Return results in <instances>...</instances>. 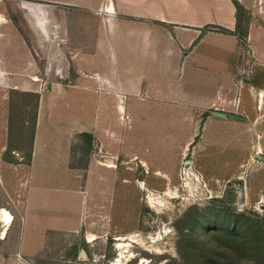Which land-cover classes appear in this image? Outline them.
<instances>
[{"label":"crops","instance_id":"0c3cea01","mask_svg":"<svg viewBox=\"0 0 264 264\" xmlns=\"http://www.w3.org/2000/svg\"><path fill=\"white\" fill-rule=\"evenodd\" d=\"M32 1L53 9L63 33L62 50L74 68V83L39 89L41 82L31 79L33 74L41 77L35 37L14 22L10 9L15 0H0V209L12 219L9 224L2 214L6 219L0 222L5 235L11 226L18 229L4 241L11 249L0 252L1 264L84 261L79 234L85 229L102 237L90 220L98 213L107 231L112 230L117 198L125 203L128 199V191L121 188L120 197L117 192L119 184H130L132 157L150 170L138 174L140 178L157 182L163 172L174 177L178 149L201 131L198 166L207 172V136L227 149L230 144L222 146V133L231 130L237 150L221 167L223 175L215 176L235 173L241 178L245 165L261 162L260 82L256 84L253 75V81L245 83L235 77L231 62L243 55L241 42L246 40L258 67L264 65V0H238L250 14L243 38L233 0ZM203 42L227 52L224 61L230 70L223 79L219 69L201 87L195 76L182 78V68L184 63L198 65L190 58ZM42 58L46 61L45 55ZM175 58L178 74L171 77ZM15 91L39 93L35 124L25 119L18 129L31 132L27 155L20 146H12ZM93 143L96 148L89 152ZM76 147L88 151L86 158H75ZM250 190L257 194L251 186ZM87 234V242L95 240Z\"/></svg>","mask_w":264,"mask_h":264},{"label":"rangeland","instance_id":"374dc122","mask_svg":"<svg viewBox=\"0 0 264 264\" xmlns=\"http://www.w3.org/2000/svg\"><path fill=\"white\" fill-rule=\"evenodd\" d=\"M10 12L20 30L27 32V27L14 5L10 9ZM224 39L228 42L227 38H221L220 40ZM241 45L243 47V55L237 56L234 62H231L233 63L231 70L235 77L242 78L245 83L247 80L249 82L252 80V75L254 77L257 73L264 72V65L261 64V68L258 67L259 64H256L257 59L254 57L255 54L246 40L242 41ZM230 46L231 44L229 48ZM221 49L220 47L203 42L198 47L195 55L190 58V61L194 60L198 65L186 67L184 63L182 78L185 79L188 76H195L196 81L202 82L206 81L207 78L209 80L213 75L217 76L216 72L221 70L223 74L221 78L226 79L225 70H230V67L228 61H224L225 53L227 52H220ZM38 55L40 58L38 72L43 79L41 81V87L39 88L41 91L50 88L55 83L63 85L74 83V68L71 66V62L68 63V60H66L67 57H65V64L55 66L48 73L46 70V61L44 58L41 60L40 52ZM173 61H175L174 65L169 69L171 77L178 74L177 59L175 58ZM258 81L260 82L261 89L258 90L257 104L261 109L264 106V78H256L254 82L258 84ZM199 85L201 84L195 86L196 90L199 89ZM202 86H204L203 82ZM188 87H192V85ZM34 95H27L25 92L19 91L13 93L15 99L13 106L15 133L12 146H20L26 155L29 152L31 144V132L28 130L20 132L18 129L24 123L25 119L29 120L31 124L35 116L37 100ZM233 103L235 109H237L239 97L235 98ZM207 134H212L213 136V133L210 131ZM201 135L202 133L200 131L196 139L187 141L185 145L180 146L178 149L174 177L169 175L170 178L163 172V179L157 182L149 178H140L142 175L138 176V174L144 175L150 170L137 157H132L128 160L133 173L131 179H129L130 181H128L130 184H119L121 187L118 189L117 196L120 197L123 194V190L120 191L121 188L125 192L128 191V195L130 194V196L127 195L125 197H128L126 203L117 198V211L113 217L112 222H114V225L110 232L107 231V226L105 225L106 220L103 218L102 213H98L93 216L94 219H90L95 222L93 226L96 227L95 229L98 231V235H102V237L97 238V236L87 234L85 229L81 231L79 234V237L82 239L81 249L85 251L87 257L84 261L75 260V264H195L196 259L194 256L191 255L189 257L191 261L188 262L183 257L180 247L181 229L185 228V231L188 232V228L194 226L196 223L192 220L193 222L190 221V225L188 226L190 216H199V218L203 219L202 223L205 226L201 231L199 228L193 227V234L195 236L194 243L201 240L205 243H210L213 247L220 244L222 241L220 235L222 234L218 229L223 226L231 229L234 215H243V217L245 216L255 223H259L262 234L264 235V177L261 176L264 174V161H255L252 165H245L247 166L246 169H248L245 173H242V179L239 178V175L236 176L235 173L229 177H221L224 173L221 167L225 166V163L230 158H233L232 154L236 152L238 146L235 141L231 142L233 139H236L235 132L228 130L222 133L224 135L222 146L226 143L230 144V147L227 149H220V141H211L209 136H207L208 140L205 143L208 147L205 148L206 152L204 155L209 168L205 172L198 166L199 150H201ZM95 148L96 145L93 143L90 146L89 152ZM86 153L88 151L85 148H77L75 150V158L76 156L86 158ZM100 154L95 153L98 156ZM187 161H190V163H187ZM186 165H191L207 183L210 189L209 192L203 191L201 188L198 189L203 195L207 193L206 196L199 198L194 196V194H190L188 187L190 184L187 182H190L191 179H184L183 175L184 168L187 169ZM217 174L221 176H215ZM193 179L192 181L196 182L195 178ZM200 186L202 187V185ZM250 186L256 190V195H251ZM246 195L251 205H259L256 203L262 201L258 206L260 207L259 210H252L251 208L240 212L237 209V202L243 200L242 198L246 197ZM158 196H160L162 205L160 206L161 209L156 211L152 204L154 205V198H158ZM124 204L125 206H123ZM3 229V223L0 222V238ZM17 230V226L15 228L11 226L5 235L6 238L0 239V252L11 249V246L6 245L4 241H8L10 236H16ZM156 231L159 232L156 234L154 233ZM204 231L205 234H203ZM164 232L168 235L165 236ZM86 234L89 239L95 240L87 242ZM136 236H141L139 238H143V241L140 242ZM160 236L163 237L160 238L158 243H151L153 238ZM259 240L263 243L261 245L262 249L260 246L256 251H251V249L245 255V259L241 264H264V237H260ZM208 248L210 247L208 246ZM206 251L208 252L207 249ZM208 254H211V252H208Z\"/></svg>","mask_w":264,"mask_h":264},{"label":"trees","instance_id":"16d2710c","mask_svg":"<svg viewBox=\"0 0 264 264\" xmlns=\"http://www.w3.org/2000/svg\"><path fill=\"white\" fill-rule=\"evenodd\" d=\"M237 8V30L239 31V36L241 38L246 36V25L250 20V14L244 8V6L238 1L233 0ZM226 31L224 29H221ZM256 78H264V72H259L254 76ZM38 102L39 94L34 95ZM37 107V104H36ZM36 122V114L33 117L32 124ZM200 215V214H199ZM231 229L229 227H221L218 229L222 235V241L220 244L210 245V243H205L199 240L194 243L193 227L199 228L201 231L205 228L202 223L203 219L195 216H190L188 220V226L190 221H195L194 226H190L189 231H185V228L181 229V239L180 247L182 250L183 257L190 262L189 257L194 256L196 259L195 264H241L245 259V255L251 251H256V249L263 245L260 241V237H264L262 234V229L259 223H255L253 220L243 217V215H234ZM192 221V222H193ZM226 228V229H225ZM205 234V231L203 232ZM208 246L210 248H208ZM257 246L256 248H254ZM211 254H208V252ZM262 249V248H261ZM215 255V256H213Z\"/></svg>","mask_w":264,"mask_h":264},{"label":"water","instance_id":"95a60500","mask_svg":"<svg viewBox=\"0 0 264 264\" xmlns=\"http://www.w3.org/2000/svg\"><path fill=\"white\" fill-rule=\"evenodd\" d=\"M15 7L24 21L27 29L34 35L37 48L41 55L46 57V70L50 73L55 66L65 64V55L62 50L63 33L54 20L53 9L50 6L32 0H15ZM222 117L234 118L235 115L216 112ZM264 161V156H259ZM81 255L87 257L84 250Z\"/></svg>","mask_w":264,"mask_h":264},{"label":"built area","instance_id":"2783aa9c","mask_svg":"<svg viewBox=\"0 0 264 264\" xmlns=\"http://www.w3.org/2000/svg\"><path fill=\"white\" fill-rule=\"evenodd\" d=\"M31 79L33 81H35V82H41L43 80L38 74H33L31 76ZM187 163H190V161H187ZM186 167H187V169L184 168V170H183V175H184V179H189V180L191 179L190 182L189 181L187 182L188 184H190L188 186L189 190H190V194L191 195L194 194V196L199 197V198H202V196H206L207 193H204V195H203V193L199 192L198 189L201 188V190L209 192L210 189L208 188L207 183L203 180V178L200 176L198 171L193 169L191 165H186ZM194 174L197 175V177H194ZM193 178H195L196 182L192 181ZM240 179H242V177ZM200 185H202V187ZM150 193L153 194L152 192H150ZM159 197L160 196H158V198H154V205L152 204V206L155 208L156 211H158L159 207L162 205L161 204V199ZM242 199L243 200H241L240 202H237V204H236L237 209L240 212L246 211L247 209H251V208H252V210L253 209L254 210H259L260 209V207H258V206L261 204L262 201L256 203V204H259V205H251V202L248 200L247 195H246V197H244ZM158 232L159 231H156L154 233L157 234ZM139 237H141V236H139Z\"/></svg>","mask_w":264,"mask_h":264},{"label":"bare ground","instance_id":"6f19581e","mask_svg":"<svg viewBox=\"0 0 264 264\" xmlns=\"http://www.w3.org/2000/svg\"><path fill=\"white\" fill-rule=\"evenodd\" d=\"M194 177H197V175L194 174ZM159 209H161V207H159ZM1 212H3V211H1ZM1 212H0V215L2 216V214H4V215L6 216V218L9 220L8 223L10 224L11 221H12L10 215L7 214V213H1ZM6 218H5V219H6ZM1 219H3V217H1L0 220H1ZM5 219H3V220H5ZM4 226H5V224H4ZM7 226H8V225H7ZM5 231H6V229H5V227H4V229H3V231H2V235H1L2 238H3V236H5ZM164 235L167 236L168 234L164 232ZM136 237H137V239H138L140 242L143 241V238H139L138 236H136ZM162 237H163V236H162ZM162 237L160 236V237H158V238H153V240H152L151 243H153V244L158 243V242L160 241V238H162ZM163 239H164V238H163Z\"/></svg>","mask_w":264,"mask_h":264}]
</instances>
